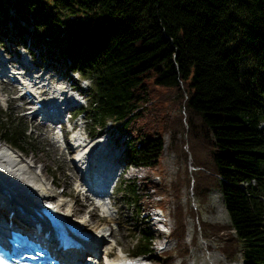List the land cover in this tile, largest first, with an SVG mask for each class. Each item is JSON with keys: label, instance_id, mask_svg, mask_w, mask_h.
<instances>
[{"label": "trees", "instance_id": "obj_1", "mask_svg": "<svg viewBox=\"0 0 264 264\" xmlns=\"http://www.w3.org/2000/svg\"><path fill=\"white\" fill-rule=\"evenodd\" d=\"M0 34H28L91 81L89 133L109 122L120 128L129 163L157 170L169 132V150L190 155L195 168L178 175L176 195L185 181L204 205L219 189L229 214L228 223H211L191 208L198 227L220 239L226 261L264 264V0H0ZM167 93L181 108L175 119ZM0 140L27 153L34 146L26 123L2 108ZM149 187L163 192L150 177L122 180L118 192L140 213ZM173 215L177 249L160 253L166 263L189 252L181 203ZM155 253L143 230L132 255Z\"/></svg>", "mask_w": 264, "mask_h": 264}, {"label": "rangeland", "instance_id": "obj_2", "mask_svg": "<svg viewBox=\"0 0 264 264\" xmlns=\"http://www.w3.org/2000/svg\"><path fill=\"white\" fill-rule=\"evenodd\" d=\"M8 27H10L8 32L11 34L13 28L10 24H8ZM26 27L28 31H32V25H26ZM5 38V36L0 34V52L2 51L4 58L13 59L14 50H17L18 46L23 45L26 50H31L34 54L35 62H39L41 66L52 62L51 55L47 51L42 50L40 52L38 46H33L31 44L28 34L24 35L23 39L17 38L16 40L15 38L13 42ZM7 51L12 52V54H8ZM54 65L59 69L67 71L71 67V62L68 61L65 65L57 62ZM74 76L78 75L74 74ZM56 80H58L57 77ZM58 82L61 83V79L58 80ZM76 84H79V82H76ZM79 86L82 89L83 95L88 96L90 81L86 83L82 82ZM18 94L19 90L16 87L1 83L0 108L8 113L11 112L14 116H19L23 122L26 123L27 134L30 137V141L34 143V146L27 153L21 149H14L0 140V148L10 147L20 154L25 161L30 162L32 168L30 170L31 174L33 176L38 174L40 177L42 176L45 183H49L48 187L50 192L55 196L54 200H60L64 203L63 209H70L76 218L88 219L92 227H104L107 230L105 233V240L107 243L113 244L114 247L112 259H126L128 262L137 264H183L184 261L185 264H244L243 261L232 263L226 261L225 256L219 249L221 245L220 239L213 235L205 236V233L198 227V216H193L189 213L191 208H195L201 221L219 224L228 223L230 218L221 191L219 189H211L208 203L204 205L200 203L198 194L193 191V186L187 185L185 181H181L180 183L179 195L177 196L174 192L172 184L177 181L178 175L183 173L186 167H189L190 170L195 168L191 166L190 155L188 156V160H186L169 150V132H164L165 150L162 162L157 170L151 171L144 167H137L129 162L121 163V172L116 182L115 193L111 198L114 203L113 214L117 217L113 223L105 216H102L101 210L95 206L93 200H87V198L79 192L77 186L79 173L71 160L75 154V149L69 146L65 148L60 146L55 142L56 140L54 137L56 134L51 127H43L38 124L36 117L33 118L32 115H26L25 111H23L26 108L25 103H23V100L18 99ZM165 98L168 99L167 112H169L172 119L177 118L181 108L178 103L175 104L171 101L174 100L172 99L174 98V94L167 93ZM84 101L86 102V100ZM28 106L31 105L28 104ZM83 108L89 109V106L84 105ZM28 110H30V108H28ZM80 118H82V116L77 118L78 122H80ZM110 127L111 125L107 128H102V131L98 133L99 137L106 135L109 130H112ZM83 128H85L84 131ZM81 131L85 133L89 132V126H87L86 121ZM124 136L120 128L114 127L112 134L113 138H120L121 141H124ZM123 148L124 150L126 149V142L123 144ZM186 149L188 151L187 146ZM146 177H150L152 182L160 185L163 192L158 193L155 188L149 187L148 193L150 199L148 200L151 202V204H149L150 207H145L140 213H137L136 208L129 205L123 198L122 193L118 192V188L122 180H136L138 184L143 185L144 178ZM18 180H22V178ZM36 182H38V179L32 181L27 178L23 180L22 184H34ZM81 189L83 191L84 188L81 187ZM158 200L161 201V204H157ZM178 202L183 205L186 213L184 223L187 233L184 236V241L189 252L184 257L176 258L174 256L175 258L171 262L166 263L164 255L160 253L167 250L175 251V249H177L178 239L173 236L169 237L168 232L176 226L173 211ZM159 208L163 211L164 218ZM154 218L157 221H155ZM143 230L150 231L151 242L156 253L145 257H134L132 256L134 245L137 243V239L141 236ZM203 236L205 238H203ZM98 260L100 263L102 260L106 262L103 254L98 256Z\"/></svg>", "mask_w": 264, "mask_h": 264}, {"label": "bare ground", "instance_id": "obj_3", "mask_svg": "<svg viewBox=\"0 0 264 264\" xmlns=\"http://www.w3.org/2000/svg\"><path fill=\"white\" fill-rule=\"evenodd\" d=\"M6 67L7 66L1 65L0 72L4 74H10V71H8ZM31 67V70H33V66ZM18 71L14 73H22ZM28 76L30 78L28 79V82L30 83H27V85H30L34 79V76H32V73H30ZM43 77L44 76H40L37 79H41V81H46V79H43ZM49 83H52L51 80L48 83L44 82L42 87H36L37 82H34L32 87L34 88L35 93H37V90L40 88L44 91L48 89L49 92H47L46 95L41 94L42 97L44 95L45 97H47L51 93H57L60 91V93H57L58 99L62 100L70 98L69 100L75 101L74 97L69 96V93L66 90L56 89L55 87L49 85ZM35 98L36 97H34V99ZM50 98L51 97H48L47 99ZM32 115L35 116V114ZM43 117H46L45 112H43ZM81 135V133L75 132L71 138V147L76 150V155L74 156L75 158H73V161L75 162V159H77V161L79 160L78 164L80 166L95 169V167L105 161L107 155L103 154L102 145H79L80 140L82 139ZM60 139L61 137L58 136L57 140L59 141ZM31 169V163L25 161L10 147L0 148V219L8 221L10 219V214H12L13 217H11V220L13 223L20 222L22 218L28 220V222L30 221L29 225H31L32 218L38 217V214L35 211L37 208V203H39V201L46 202L51 207V209H53L63 218L66 224L74 226L75 228L83 232H89L92 235V243L87 244L86 248H92L94 243L96 245L101 244V248H99V250L95 252L97 256L103 254V256L105 257L106 262L102 260V264H137L128 262L126 261V259H110L111 257H113L112 254L114 247L113 244L107 243L105 240V233L107 232V230L104 227H92L90 226L88 219L76 218L74 217V213L70 209H63L64 203H62L60 200H54L55 196L49 190V183H45L42 176L40 177L38 174H36L37 176H33L30 172ZM20 178H22V180H18ZM27 178L32 181L38 179V182L34 184H22L23 180ZM116 180V176H112L109 171L102 170L99 171V173L97 171L91 176H88V178H83L82 176H80L77 181L78 188L81 189V187H83L86 193L88 191V194L93 197L92 199L95 200L96 205L100 208L102 214L105 215L106 218L113 223L115 222L117 217L113 214L114 207L112 206V203L110 205L106 197H99L97 196V194L101 193L105 188H112L116 183ZM89 199L91 198H87V200ZM41 226L42 228L44 227L45 234H47L50 238H54L55 233L51 228H49L47 223L43 222L41 223ZM95 258L98 257L92 256L91 253H87L85 260L92 259V264H95Z\"/></svg>", "mask_w": 264, "mask_h": 264}]
</instances>
